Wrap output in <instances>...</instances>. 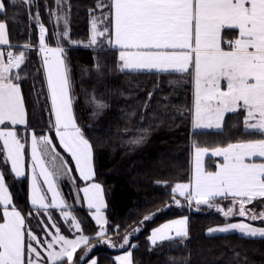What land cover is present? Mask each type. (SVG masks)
Wrapping results in <instances>:
<instances>
[{
	"label": "snow or ice",
	"instance_id": "snow-or-ice-1",
	"mask_svg": "<svg viewBox=\"0 0 264 264\" xmlns=\"http://www.w3.org/2000/svg\"><path fill=\"white\" fill-rule=\"evenodd\" d=\"M15 4L17 0H10ZM31 4L32 0H25ZM60 12L51 11L53 23L63 32H54L55 46L46 42L47 27L36 13L39 28L37 51L42 57L50 97V112L54 119L51 128L59 144L70 154L75 168L83 181L95 177L93 145L78 125L74 113L71 70L62 41L74 43L68 35V19L63 11L64 0H55ZM5 2L0 0V14L5 13ZM107 9V11H104ZM100 16L91 20L89 46L106 44L118 51L121 71H157L188 73L195 85L193 126L196 129H220L228 113H245L243 126L250 133H259V139H247L229 143L224 147L196 146L195 169L190 183H177L173 193L184 197L191 206L215 207L225 217L238 215L249 221H264V211L259 213L247 208L256 200H264V0H108L97 4ZM103 25V27H101ZM228 30L232 38L226 39ZM101 38H103L101 40ZM6 46V47H5ZM15 48V51L13 50ZM30 45L13 46L5 22H0V152L3 163L10 164L15 177L25 175V143L18 135L16 126L27 125V110L19 81L28 60ZM99 70V63H97ZM191 70V71H190ZM97 109L107 105L95 96L92 101ZM96 113H94L95 115ZM143 137L133 140L139 143ZM222 157L216 171H206L203 158L209 154ZM53 163L50 170L44 156ZM55 145L49 135L31 133V204L37 215L48 214L49 224L43 229L51 240L42 243L25 217L13 203L3 171H0V264H74V259L85 260L90 237L82 234L79 222L72 215L61 197L56 180L67 175L71 169L63 161L58 166ZM37 168L39 172H37ZM43 177V181L39 179ZM42 185H46V190ZM89 209L100 225L98 237L106 239V220L102 209L106 207L103 189L98 183H90L82 189ZM48 193L51 194L50 199ZM216 198L230 199L231 206L225 210L213 202ZM180 206V200L173 197ZM51 209H60L66 222L77 233L76 238L60 234V228L52 221ZM197 210L199 208L197 207ZM31 215V213H30ZM150 219L149 216L144 217ZM136 231V230H134ZM209 233L238 231L247 238H264V227L251 223H229L212 228ZM188 218L172 220L152 231V245L188 237ZM26 236L30 240H26ZM44 248L41 255L37 246ZM130 245L129 236L123 238L120 247ZM58 246V250H57ZM85 248L84 256L76 258L77 250ZM119 264H133L132 252L118 256ZM90 264H97L90 258Z\"/></svg>",
	"mask_w": 264,
	"mask_h": 264
},
{
	"label": "trees",
	"instance_id": "trees-1",
	"mask_svg": "<svg viewBox=\"0 0 264 264\" xmlns=\"http://www.w3.org/2000/svg\"><path fill=\"white\" fill-rule=\"evenodd\" d=\"M4 2L6 15L0 14V20L8 24L11 44L31 46L27 52L28 60L22 66L23 78L19 81L28 121L27 125L16 129L26 143L27 161L31 158L30 132L34 130L37 135L52 137L55 153L59 154L56 165L66 161L71 169L67 175L58 176L57 182L80 221L82 232L90 237L88 247L91 251L85 260L97 257V264H118L115 256L131 251L133 264H264V238H247L236 231H208L247 218L225 217L215 207L197 206L194 202L189 206L185 198L172 191L174 184L191 178L193 145L226 146L261 138L259 133H250L244 128L245 113L228 114L220 130H193L192 76L178 72L121 71L118 52L103 50L98 53L97 49L75 43L90 39L92 16L101 0H64L61 14L67 15L68 35L74 42L62 41L71 70L74 113L78 125L93 145L96 180L103 185L107 201L106 239L111 244L98 237L99 226L81 191L85 183L50 125L53 116L37 51L36 13L39 12L40 21L48 29L46 42L55 46L54 32H62L64 26L61 23L56 27L50 12L61 10L55 0H32L31 4L25 0H17L15 4L10 0ZM93 96L107 107L97 109L91 103ZM140 137L143 139L139 143L132 142ZM3 155L0 152V170L4 172L13 201L32 221L35 212L30 203L29 179L15 177L10 172V164L3 163ZM44 159L53 170L50 157L45 155ZM174 195L180 200V206L174 203ZM213 203L225 210L230 205L229 200L223 199ZM255 209L264 211V205ZM2 212L0 205V216ZM145 216L150 219L145 220ZM180 216L188 218V237L152 245L151 231ZM125 236H129L130 245L139 243L140 246L120 247ZM84 254L82 246L77 250L76 258ZM74 264H84V260L74 259Z\"/></svg>",
	"mask_w": 264,
	"mask_h": 264
},
{
	"label": "crops",
	"instance_id": "crops-1",
	"mask_svg": "<svg viewBox=\"0 0 264 264\" xmlns=\"http://www.w3.org/2000/svg\"><path fill=\"white\" fill-rule=\"evenodd\" d=\"M0 22H5L6 24H7V22L6 21H4V20H0ZM7 26H8V24H7ZM8 30H9V28H8ZM232 30H228V33H227V35H226V39H231L232 38ZM9 39H10V34H9ZM10 43H11V41H10ZM88 45V44H87ZM89 46V45H88ZM6 47V46H5ZM91 47V46H90ZM14 50V49H13ZM103 50H112V51H115V52H118L115 48H111V47H109V46H107L106 44H104L103 45ZM39 53V52H38ZM40 55V54H39ZM40 59H41V64H42V57H41V55H40ZM119 64H120V62H119ZM42 68H43V64H42ZM153 71H155V70H153ZM43 74H44V81H45V84H46V90H47V94H48V98H49V101H50V97H49V93H48V89H47V83H46V73H45V70H44V68H43ZM194 80H193V88H194ZM22 91V90H21ZM25 102V101H24ZM25 107H26V110H27V106H26V103H25ZM193 111H194V100H193V102H192V128L194 127L193 126ZM228 114H230V113H228ZM228 114H226V116L228 115ZM53 116V115H52ZM226 116H225V118H226ZM53 119H54V116H53ZM27 121H28V110H27ZM224 123H225V121H224ZM20 126H25V125H20ZM16 127H18V126H16ZM223 127H224V124H223ZM222 127V128H223ZM222 128H220V129H222ZM194 129V128H193ZM220 129H215V128H212V129H194V130H220ZM17 130V129H16ZM34 130H31V132H30V141H29V148H30V156H31V133L33 132ZM35 132V131H34ZM17 133H18V131H17ZM19 135V134H18ZM20 136V135H19ZM21 137V136H20ZM58 139V138H57ZM21 140H22V137H21ZM22 142H24L23 140H22ZM58 142H59V140H58ZM25 143V142H24ZM233 143H235V142H233ZM25 145H26V143H25ZM196 146H198V145H193V149H192V164H191V178H190V180L189 181H187V182H178V183H190L191 182V180H192V177H193V175H194V169H195V148H196ZM26 147V146H25ZM200 147H203V146H200ZM215 147H224V146H215ZM63 148V147H62ZM207 148H209L210 150L212 149V148H214V147H207ZM46 161V160H45ZM74 161V160H73ZM222 162V157H216V156H213V155H211V151L209 152V154L208 155H206L204 158H203V164H204V168H205V170L206 171H216L217 169H218V164L219 163H221ZM47 163V162H46ZM74 164H75V162H74ZM49 166V165H48ZM94 167H95V163H94ZM50 168V167H49ZM51 170V169H50ZM1 171V170H0ZM37 172H39V169L37 168ZM78 172V171H77ZM31 173H32V161H31V158H30V161H27V158H26V154H25V175L23 176V177H27L28 179H29V190H30V197H31ZM78 175H79V173H78ZM40 180H41V182L43 181V177H40L39 178ZM83 181V180H82ZM56 183H57V186H58V189H59V191H60V193H61V189H60V187H59V184H58V182H57V180H56ZM84 185L82 186V188H81V191H82V189L84 188V187H86L88 184H90V183H98V184H100L101 185V187H102V189H103V185L99 182V181H97L96 180V169H95V177L93 178V180L92 181H84ZM177 184V183H176ZM176 184H174L173 185V188L175 187V185ZM42 187H44L45 188V190H46V185H42ZM172 188V189H173ZM10 191V190H9ZM83 193V192H82ZM48 195V197H49V199H50V196H51V194L50 193H48L47 194ZM177 196H179L178 194H176ZM103 196H104V201H105V204H106V207L105 208H103L102 209V211L105 213V217H106V223H105V227H106V224H107V216H106V208H107V201H106V198H105V193H104V189H103ZM61 197L64 199V197H63V195H62V193H61ZM180 197V196H179ZM182 198H184V197H182ZM220 199H223V198H216V200L215 201H217V200H220ZM65 200V199H64ZM223 200H229L230 201V205L232 204V201L230 200V199H223ZM256 201H258V200H256ZM256 201H254L252 204H249V205H247V208H249V209H251V210H253V209H255V206H254V203L256 202ZM65 202H66V204L68 205V203H67V201L65 200ZM13 203H14V201H13ZM30 203H31V198H30ZM85 203H86V206H87V201L85 200ZM195 203V202H194ZM15 204V203H14ZM2 206V205H1ZM16 206V205H15ZM31 206L33 207V212H37V209L31 204ZM3 207V206H2ZM16 208L22 213V211L16 206ZM87 208H88V206H87ZM51 210H57V211H61L60 209H51ZM50 210V211H51ZM65 210H67V211H71V213L73 214V216L75 217L76 215L72 212V210L70 209V207H69V205H68V208L67 209H65ZM256 210V209H255ZM90 211H91V213H92V216L94 217V212H95V210L94 209H90ZM257 211H259V210H257ZM22 215L25 217V215L22 213ZM35 217V216H34ZM182 217H187V216H180V217H177V218H174V219H170V220H167L166 222H164L163 224H161L160 226H158V227H156V228H159V227H161L162 225H164L165 223H168V222H170V221H172V220H176V219H180V218H182ZM78 219V218H77ZM95 219V218H94ZM246 220V219H245ZM245 220H239V221H231V222H228V223H235V222H241V221H245ZM96 221V220H95ZM25 222H26V226L27 227H31V230L33 231V233H35L38 237H40L41 238V241H42V243H44L45 245H46V243L48 242V241H50L51 240V235H47L46 233H45V231H44V229H43V225H40V223L39 222H37L36 224H34V221L32 220V221H29L26 217H25ZM30 222H32V224L30 223ZM78 222L80 223V221L78 220ZM43 223H45V224H49L47 221H43ZM227 224V223H226ZM38 225V226H37ZM80 225H81V223H80ZM99 226V231H100V225H98ZM29 227V228H30ZM38 227V228H37ZM156 228H154V229H156ZM81 229H82V225H81ZM153 229V230H154ZM49 230L51 231V233L52 234H55V230L54 229H51V226H49ZM152 230V231H153ZM152 231H151V234H152ZM60 234H61V231H60ZM82 234L83 235H85L83 232H82ZM78 235V233L76 232H72L71 230H70V232H67V235H66V237L67 238H70V239H72V238H76V236ZM42 236L44 237V240H42ZM85 236H87V235H85ZM151 236V235H150ZM89 237V236H88ZM26 240H28V238H27V236H26ZM159 243H162V242H158L157 244H159ZM152 244V243H151ZM33 246H37V245H35V243L33 242ZM37 250L38 251H40L41 252V255L42 256H44V257H46V255H47V253H46V251H45V249L44 248H41V247H39V246H37ZM57 250H58V246H57ZM126 252H123V253H120V254H118L117 256H115V258H117L118 256H122V255H124ZM92 258H94V259H96V261H97V257H92ZM89 261V264H90V259L88 260ZM116 261H117V259H116ZM118 262V261H117ZM118 264H119V262H118Z\"/></svg>",
	"mask_w": 264,
	"mask_h": 264
},
{
	"label": "rangeland",
	"instance_id": "rangeland-1",
	"mask_svg": "<svg viewBox=\"0 0 264 264\" xmlns=\"http://www.w3.org/2000/svg\"><path fill=\"white\" fill-rule=\"evenodd\" d=\"M104 3H108V0H104L103 1ZM101 3V2H100ZM104 11H107V9H104ZM101 15V12L100 11H98L97 10V8H96V10L94 11V13H93V16H100ZM92 16V17H93ZM68 26H69V22H68ZM101 27H103V25L101 26ZM64 31V29L62 30V32ZM68 31H69V27H68ZM91 33H92V28H91ZM90 38H91V36H90ZM103 38H101V40H102ZM75 43H77V44H84V45H89L90 44V39L87 41V42H82V41H77V42H75ZM87 45V46H88ZM92 48H94V49H97V52L99 53V52H101V53H103V48L101 49V47H100V43L98 42V44L97 45H95V46H91ZM191 71V70H190ZM193 79V78H192ZM193 100H194V103H195V86H194V88H193ZM194 128V127H193ZM192 128V129H193ZM194 129H196V128H194ZM193 129V130H194ZM255 203H256V205H255ZM254 203V205H255V207L256 206H258V207H261V206H263L264 205V200H261V201H256ZM201 206V205H200ZM231 205H229V207H230ZM253 211H255V212H257V213H259L260 211H257V210H255V209H253ZM102 213H103V215H104V218H105V220H106V217H105V213L102 211ZM50 214H51V216H52V221L53 222H55L56 224H57V226L60 228V231H61V234H63V235H67V232H70V230L72 231V232H75L76 233V231L74 230V229H72L71 227H70V222H71V220H70V218H69V222H66L65 221V219H64V217H63V215L61 214V211H57V210H51L50 211ZM47 215L48 214H45V213H41L40 215H37V212H35V217H34V219H33V221H34V224H36L37 222H39L40 223V225H42V223L41 222H45V221H47L48 223H49V226H51L50 225V222L48 221V219H47ZM73 215V214H72ZM235 216V215H234ZM75 218H76V221L78 222V219H77V217L75 216ZM241 222H244V223H251L253 226H256V227H264V224H262V225H260L259 224V221H249V220H245V221H241ZM262 223H264V221H261ZM31 224H32V222H30ZM234 223V222H233ZM235 223H238V222H235ZM80 224V223H79ZM227 224H229V223H227ZM226 224H224V225H221V226H217V227H222V226H225ZM38 226V225H37ZM81 226V225H80ZM30 227V226H29ZM217 227H215V228H217ZM31 228V227H30ZM38 228V227H37ZM104 228L106 229V227H105V224H104ZM236 232H238V231H236ZM80 233H78V235H79ZM241 234V233H240ZM27 238H28V240H30V237H28L27 236ZM42 240H44V237L42 236Z\"/></svg>",
	"mask_w": 264,
	"mask_h": 264
},
{
	"label": "built area",
	"instance_id": "built-area-1",
	"mask_svg": "<svg viewBox=\"0 0 264 264\" xmlns=\"http://www.w3.org/2000/svg\"><path fill=\"white\" fill-rule=\"evenodd\" d=\"M136 245L140 246V244H139V243H138V244H136Z\"/></svg>",
	"mask_w": 264,
	"mask_h": 264
}]
</instances>
